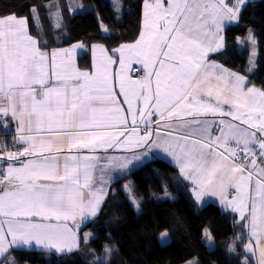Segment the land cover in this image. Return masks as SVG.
Segmentation results:
<instances>
[{"label":"snow or ice","instance_id":"snow-or-ice-1","mask_svg":"<svg viewBox=\"0 0 264 264\" xmlns=\"http://www.w3.org/2000/svg\"><path fill=\"white\" fill-rule=\"evenodd\" d=\"M244 3L144 0L138 38L112 50L118 61L102 45L93 46L94 55L97 48L101 54L94 74L75 69L73 53L83 45L49 53L29 34L27 17H0V126L7 130L8 121H15L13 146L25 145L4 151L7 144L0 143V158L9 162L0 169V257L13 247L58 254L77 249L79 237L68 222L79 228L95 217L107 195L91 189L95 158L78 153L113 146L130 150L151 141L193 183L197 200L207 193L220 196L249 222L244 248L253 255L258 250V264H264V89L248 87L245 76L207 61L224 47V22L237 20ZM31 12L39 26L37 10ZM56 17L60 27L59 13ZM117 62L113 74L109 66ZM133 64L143 76L128 74ZM208 115L230 119L221 118L213 136V122L199 118ZM174 118L187 131L168 132L174 143L152 140V125L159 135L161 122L170 128ZM144 155L119 158L124 162L118 167ZM133 203L139 210V202ZM167 238L161 232V242ZM105 252L111 249L105 246Z\"/></svg>","mask_w":264,"mask_h":264},{"label":"trees","instance_id":"trees-1","mask_svg":"<svg viewBox=\"0 0 264 264\" xmlns=\"http://www.w3.org/2000/svg\"><path fill=\"white\" fill-rule=\"evenodd\" d=\"M53 1L56 0H0V17L29 16L31 32L39 37L43 48L55 47L57 39L65 38L62 31L69 34L66 44L101 43L108 48L139 36L144 0H82L94 8L76 14L64 8L60 30L54 28L44 7ZM33 7L39 8V26L32 19ZM251 31L257 40L258 54L255 68L249 71L250 50L240 52L238 45L239 39ZM223 44L212 59L247 75L250 83L264 89V0L243 5L238 19L227 27ZM129 177L130 192L139 202V210L123 181L117 182L101 212L86 226L93 236L89 242L84 240L78 251L60 255L17 250L14 264H186L195 258L199 264H255L246 261L244 223L217 203L199 206L191 195V185L170 163L151 161ZM165 230L169 240L162 243L160 234ZM205 230L214 240L211 247ZM108 245L109 260L100 261ZM230 246H234V251L229 250Z\"/></svg>","mask_w":264,"mask_h":264},{"label":"crops","instance_id":"crops-1","mask_svg":"<svg viewBox=\"0 0 264 264\" xmlns=\"http://www.w3.org/2000/svg\"><path fill=\"white\" fill-rule=\"evenodd\" d=\"M56 2L53 5H48V3L44 4V7L47 8L48 12H49V19L50 22L53 24L54 28L56 30H60L62 29L63 23H64V18H63V10L64 8L68 7L70 9V12L72 14H76L78 12L82 13L81 11H76L74 12L71 5L69 4V0H56L53 1ZM226 3H230V1L225 0ZM50 3V2H49ZM52 3V2H51ZM39 11V8H37ZM59 11L60 10V27H56V23L53 21L52 18V12L54 11ZM17 17H27L28 18V29H29V34L32 35L34 38H36L39 42V46L41 47L42 50H46L49 53L53 50V49H71L73 47V45H77V44H81L83 45L82 48H76L74 53H73V62H74V66L75 69L79 72L82 73H89V74H94L96 71L95 68V64L99 61V59L101 58V54L99 53V50L97 48L96 53L94 55L93 53V46H103L105 49H107L108 55H111L113 57L114 60L118 61V54H113L112 50L119 47L116 46L114 48H108L106 47L104 44L101 43H93V44H87L85 42H77V43H73V44H66L67 41H69V34L67 32H63V35L65 36V38L63 39H57V41H55V47L52 48H43L40 44V39L39 37L35 36L32 34L31 32V27H30V18L29 16H18ZM39 16V15H38ZM142 21H143V11H142ZM235 21V20H234ZM234 21H225L224 25H223V31H222V35L224 36V33L227 29V27L229 25H231ZM39 22H40V18H39ZM141 28H142V23H141ZM141 31V29H140ZM61 33V34H62ZM140 34V33H139ZM134 41L131 42H126L127 44L133 43ZM126 43H122V44H126ZM256 44H257V40H256ZM258 46V45H257ZM247 48H249L248 46L243 49L240 52L245 51ZM258 49V48H257ZM250 50V48H249ZM214 53H209L208 57H207V61L209 63L211 62H215L218 65H222L223 68L228 69L231 72H235L231 69H229L228 67H226L224 64L219 63L218 61L212 59V55ZM258 54V51L256 53V56ZM250 56V55H249ZM257 59V57H256ZM119 63H115L109 66L110 71L115 74V72L119 71ZM255 68V66L250 67L249 69L253 70ZM135 71H137V75H135ZM238 73L242 76H245L247 79V86L248 87H256L258 88L259 86L254 85L252 83H250V78L243 74V73H239V72H235ZM129 75H131L133 77V79L138 78L139 76H143V72L140 71V66L133 64L131 69L129 70ZM114 83L116 84V89L118 92V83H116L114 81ZM259 89V88H258ZM119 100L122 101L123 97L119 96L118 97ZM126 107V105H125ZM227 107H225V111H227ZM200 119H206L208 121L213 122L212 123V135H218L219 134V120L221 118L228 120L230 119L229 117H220L219 115L216 116H212V115H208L206 117H199ZM158 119V117H154L153 118ZM10 121V136H9V141L7 142L8 146H7V151H11L12 149V138L13 136L17 135L15 132V129L18 127V125L16 124L15 121L9 120ZM172 127H166L165 122H161V124L159 125V135L156 134V125L153 124L151 127V130L153 131V136H152V140H155L158 144L161 145H166L169 142L174 143V141L171 140V137L168 136V132H172L174 136H178L180 135L182 132L187 131L186 129L181 127V121L179 119H173V121L170 122ZM143 125H141V129L142 132L141 134H143ZM151 144V141L149 142V145ZM149 145H143L142 147H138V148H131L126 149V148H119V147H115L113 146L112 148H97L95 150H81L78 154L81 156L87 155L90 157H94L95 159L92 160V167H91V177H92V181H91V189L93 191H96L98 189H103L107 195L104 198V201L102 202L101 206H100V211L97 213V215L101 212L108 196L110 193V190L112 188V186L120 181H123V185L124 186H128L131 190H132V183H131V179H130V175L133 174L135 171L141 169L142 167H144L146 164L150 163L151 161L154 160H163L166 161L168 163H170L172 166H174L178 171H179V166L175 163L174 159L166 152H164L162 147H150ZM20 148V150H22V148L25 146L23 144H18L16 145ZM143 153H146L147 155H144L141 157V160L139 162H135L134 165H129L127 168H119L118 165L120 163H123V159H119V158H131L134 154L135 155H141ZM73 154H77L75 152V150L73 151ZM26 159V158H21ZM180 173V171H179ZM181 175V173H180ZM182 179L189 183L191 185V195L193 197V199L196 201V203L199 205L196 195L193 191V188L195 187L193 185V183L187 179H185L182 175H181ZM231 191V190H230ZM204 200L206 201V204L208 203H217L220 205V207L227 213L233 214L236 216V218L238 219V221H240L241 223H244V225L248 224V221H242L239 214L234 212L231 208H226L222 203H221V198L220 196H213L210 193H207L204 195ZM205 204V205H206ZM201 206V205H199ZM204 206V205H203ZM97 215L95 217H91L87 220H85L84 222H82L79 226V228L74 227L73 222L69 221L68 222V226L73 228V231H80L83 229H86V226L94 219L97 217ZM246 227V226H245ZM247 228V241L246 243H248L249 241V228ZM255 247V246H254ZM17 250H27V251H40V252H50V251H45L42 250L40 248H37L36 246H33L31 248L25 247L23 249H17L15 247H13L12 249L9 250V252L7 254H5L3 257H0V264H11L10 260L14 257V252ZM245 250V248H244ZM78 251V250H75ZM74 252V251H72ZM57 254V253H56ZM67 254V253H66ZM62 255V254H61ZM245 256H246V261L247 262H253L255 264H258L259 261V251L256 250L255 255H253V253H249L245 250Z\"/></svg>","mask_w":264,"mask_h":264},{"label":"rangeland","instance_id":"rangeland-1","mask_svg":"<svg viewBox=\"0 0 264 264\" xmlns=\"http://www.w3.org/2000/svg\"><path fill=\"white\" fill-rule=\"evenodd\" d=\"M115 3L118 1V0H113ZM230 1L229 3V7H233L236 5L237 3V0H228ZM251 1H258V0H245V3H248V2H251ZM54 3L56 2H50L48 3V5H53ZM244 3V4H245ZM69 4L71 5L72 9L74 12H78V11H81V9H84L82 10V12H86V11H90L94 8V5H90V4H85L82 0H69ZM228 4V3H227ZM243 4V5H244ZM115 5V4H114ZM243 5L241 6V8L243 7ZM37 10V14L39 15V11L37 8H35ZM120 11V10H119ZM59 13V17H60V10L58 11H54L52 12V18H53V21L56 23L57 22V17H56V14ZM121 14L119 13V16ZM250 33H251V38H250ZM249 47L250 48V56H249V64H250V67H253L255 66L256 64V53L258 51V46L256 44V39H255V36H254V33L253 31L249 32L248 35L245 37V38H240L239 39V50L242 51L243 49H245L246 47ZM250 60H251V63H250ZM259 89H262L261 87H258ZM127 193L129 194V197H130V200L133 202V200L137 201V199L135 198V196L133 195L132 192H129L127 191ZM199 205L203 206L206 204V201L204 200V196L201 197L200 200H197ZM140 208V207H139ZM77 232V231H76ZM85 233H89L90 235L88 236L87 240L84 239V236H85ZM207 234L210 235L209 232H207ZM77 235L79 237V247L75 250H79L82 246V242L85 240L86 242H89L91 237L93 236L92 234V231L89 230V229H83V230H80L77 232ZM211 236V235H210ZM212 238V236H211ZM169 240V237L167 238V241ZM206 242L208 243V240H207V237H206ZM212 246L214 245V240L212 238ZM167 243V242H166ZM209 244V243H208ZM108 248H110V246L108 245L107 246ZM232 248H234V246H232ZM235 249V248H234ZM73 250V251H75ZM49 253H56L55 250H52L50 251ZM58 254V253H57ZM111 254V253H110ZM110 254L109 253H104L103 256L101 258H99L100 261H108L109 260V257H110ZM61 255V254H60ZM14 261V259L12 258L10 260L11 264L12 262ZM192 262V264H199V260L197 258L195 259H192L190 260ZM189 261V262H190ZM189 262H187L186 264H189Z\"/></svg>","mask_w":264,"mask_h":264},{"label":"built area","instance_id":"built-area-1","mask_svg":"<svg viewBox=\"0 0 264 264\" xmlns=\"http://www.w3.org/2000/svg\"><path fill=\"white\" fill-rule=\"evenodd\" d=\"M136 73H137V71H135V75H137ZM8 125L9 126H8L7 130L3 126H0V143L7 144V139L10 136V121H8ZM7 146H8V144H7ZM11 146H12L11 151L20 150V148L18 146H13V144ZM4 151H7V149H4ZM7 163H9V162H7L6 159L0 158V169L6 168Z\"/></svg>","mask_w":264,"mask_h":264}]
</instances>
